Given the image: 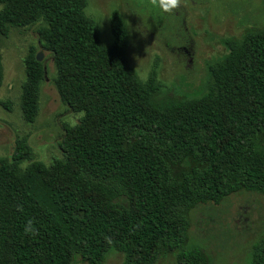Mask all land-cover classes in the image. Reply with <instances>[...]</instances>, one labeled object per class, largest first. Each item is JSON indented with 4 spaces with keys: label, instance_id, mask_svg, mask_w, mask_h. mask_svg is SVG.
Segmentation results:
<instances>
[{
    "label": "trees",
    "instance_id": "16d2710c",
    "mask_svg": "<svg viewBox=\"0 0 264 264\" xmlns=\"http://www.w3.org/2000/svg\"><path fill=\"white\" fill-rule=\"evenodd\" d=\"M0 4L2 36L45 22L37 32L54 84L81 113L64 125L62 158L34 159L21 137L0 159V264H75L76 256L103 264L111 250L121 264H156L171 252L178 264H209L199 247H186L190 211L241 191L264 195V26L227 42L204 91L176 98L153 72L141 80L128 64L119 15L104 44L81 15L86 0ZM24 63L20 107L32 122L44 67L32 51ZM28 221L35 235L25 232ZM249 264H264V238L251 245Z\"/></svg>",
    "mask_w": 264,
    "mask_h": 264
},
{
    "label": "rangeland",
    "instance_id": "374dc122",
    "mask_svg": "<svg viewBox=\"0 0 264 264\" xmlns=\"http://www.w3.org/2000/svg\"><path fill=\"white\" fill-rule=\"evenodd\" d=\"M86 1L98 12L100 23L94 21L101 41H113L111 26L119 15L128 31V64L141 80L153 72L163 91L176 98L204 91L207 68L228 53L227 42L241 38L247 29L264 26L263 0H180L171 13L153 0ZM44 25L38 19L0 35V159L10 157L21 137H26L34 159L48 165L62 158L59 144L64 125H74L81 116L60 99L51 52L37 32ZM31 51L43 65L44 76L38 84L37 114L27 122L20 102L24 60ZM27 163L23 161L20 167ZM190 220L186 247H199L209 264H249L251 245L264 238V195L241 191L217 204H198L190 211ZM176 255H163L156 264H178ZM122 260L120 252L111 250L103 264H121ZM75 264L86 263L76 256Z\"/></svg>",
    "mask_w": 264,
    "mask_h": 264
},
{
    "label": "clouds",
    "instance_id": "9594fccd",
    "mask_svg": "<svg viewBox=\"0 0 264 264\" xmlns=\"http://www.w3.org/2000/svg\"><path fill=\"white\" fill-rule=\"evenodd\" d=\"M179 3L180 0H158L156 6L162 8L165 12L171 13L178 7ZM81 15L85 20H96L97 24L100 23L98 12L91 2L82 7ZM35 231L36 230L32 228L31 221H28L25 226V232L35 235Z\"/></svg>",
    "mask_w": 264,
    "mask_h": 264
}]
</instances>
